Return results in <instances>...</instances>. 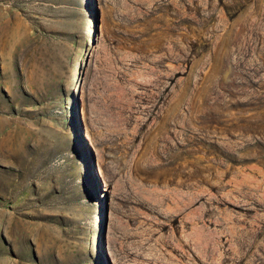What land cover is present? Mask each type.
I'll return each instance as SVG.
<instances>
[{
    "label": "rangeland",
    "instance_id": "rangeland-1",
    "mask_svg": "<svg viewBox=\"0 0 264 264\" xmlns=\"http://www.w3.org/2000/svg\"><path fill=\"white\" fill-rule=\"evenodd\" d=\"M115 259L264 264V0H0V264Z\"/></svg>",
    "mask_w": 264,
    "mask_h": 264
},
{
    "label": "bare ground",
    "instance_id": "bare-ground-1",
    "mask_svg": "<svg viewBox=\"0 0 264 264\" xmlns=\"http://www.w3.org/2000/svg\"><path fill=\"white\" fill-rule=\"evenodd\" d=\"M101 169H103V168H101ZM105 171V170H104ZM116 172V170H113V173H115ZM116 174V173H115ZM138 243V245H137V247L135 246L134 247V252H133V254L137 257H139V256H141V254H140V250H142V252L143 251H145V248H144V246L141 244V242L139 241V242H137ZM110 247H111V249L113 250L112 251V257H116V254H115V252H114V248H113V245H110ZM127 252V251H126ZM153 258V257H152ZM152 258H151V260H152ZM148 259H149V257H148ZM156 259V258H155ZM151 260H146V259H144V261H146L147 263L146 264H151ZM151 261V262H150ZM115 264H118V260L117 259H115Z\"/></svg>",
    "mask_w": 264,
    "mask_h": 264
}]
</instances>
